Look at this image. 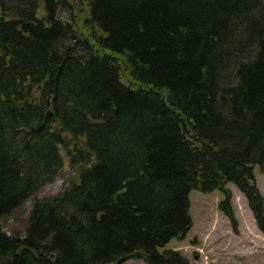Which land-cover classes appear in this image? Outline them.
<instances>
[{"label": "trees", "instance_id": "obj_1", "mask_svg": "<svg viewBox=\"0 0 264 264\" xmlns=\"http://www.w3.org/2000/svg\"><path fill=\"white\" fill-rule=\"evenodd\" d=\"M0 0V219L64 168L0 264H191L189 195L229 183L264 235V0ZM80 11V10H79ZM71 42V44H69ZM83 139L69 150L70 140Z\"/></svg>", "mask_w": 264, "mask_h": 264}, {"label": "rangeland", "instance_id": "obj_2", "mask_svg": "<svg viewBox=\"0 0 264 264\" xmlns=\"http://www.w3.org/2000/svg\"><path fill=\"white\" fill-rule=\"evenodd\" d=\"M87 4L86 0H62L60 17L80 26L78 17L87 14ZM66 136L70 140L71 153L75 146L83 144V139L76 140L67 134ZM64 157V168L53 182L42 187L11 215L0 219V228L3 232L23 235L34 202L59 195L77 180L78 171L70 163L66 151ZM255 175L259 191L264 197V173L256 168ZM227 187L233 195L231 204L238 229L234 228L229 217L219 209V204L223 200L220 190L209 193L192 190L189 199L193 228L183 240L173 239L161 251L166 249L178 251L191 264H264V235L255 222L248 201L235 184L229 183ZM124 264L148 263L145 260L130 259Z\"/></svg>", "mask_w": 264, "mask_h": 264}]
</instances>
